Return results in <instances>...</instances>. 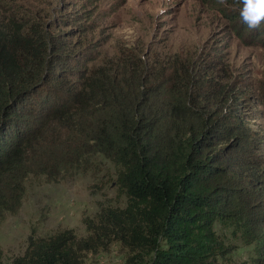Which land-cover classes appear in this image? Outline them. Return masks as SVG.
<instances>
[{
  "label": "trees",
  "instance_id": "obj_1",
  "mask_svg": "<svg viewBox=\"0 0 264 264\" xmlns=\"http://www.w3.org/2000/svg\"><path fill=\"white\" fill-rule=\"evenodd\" d=\"M202 1L264 49V23L249 29L239 0ZM12 5L0 2V222L20 209L29 177L55 179L93 157L118 169L126 202L101 205L83 237L31 232L21 255L4 261L0 249V264H83L113 245L123 264H229L216 225L264 264V134L251 125L264 80L196 46L188 56L122 48L88 67L87 35L73 43L59 31L92 28L80 15L44 25L8 14Z\"/></svg>",
  "mask_w": 264,
  "mask_h": 264
},
{
  "label": "rangeland",
  "instance_id": "obj_2",
  "mask_svg": "<svg viewBox=\"0 0 264 264\" xmlns=\"http://www.w3.org/2000/svg\"><path fill=\"white\" fill-rule=\"evenodd\" d=\"M7 1L14 4L8 14L15 16L18 8L20 14H32L44 25L66 20L69 15L76 18L80 15L75 22H84L92 28L85 26L83 33L71 24L59 31L72 33L73 43L87 35L83 42L88 44L82 54L88 67L114 58L122 48L151 54L169 50L170 54L179 52L188 56L196 46L199 53L205 49V53L216 51L224 55L236 70L247 73L249 80H264V49L245 37L237 38L202 0ZM259 110L263 118L251 125L264 134V107ZM117 173L118 169L110 162L93 157L92 162L88 160L79 169L55 179L29 177L20 209L0 222L3 260L21 255L31 232L35 237H44L72 230L78 237L85 236V220L92 219L101 205H125L126 196L117 183ZM215 230L232 244L229 264H250L254 256L252 245L247 246L239 232L232 237V228L216 225ZM123 259V250L113 245L107 252L85 255L83 264H123Z\"/></svg>",
  "mask_w": 264,
  "mask_h": 264
},
{
  "label": "clouds",
  "instance_id": "obj_3",
  "mask_svg": "<svg viewBox=\"0 0 264 264\" xmlns=\"http://www.w3.org/2000/svg\"><path fill=\"white\" fill-rule=\"evenodd\" d=\"M242 4L240 17L249 29H258L264 23V0H239ZM218 3L224 5L226 0H218Z\"/></svg>",
  "mask_w": 264,
  "mask_h": 264
}]
</instances>
